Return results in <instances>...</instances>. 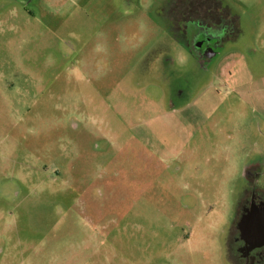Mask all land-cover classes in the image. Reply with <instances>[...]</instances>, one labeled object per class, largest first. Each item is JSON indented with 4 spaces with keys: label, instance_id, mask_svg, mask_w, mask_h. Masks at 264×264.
<instances>
[{
    "label": "rangeland",
    "instance_id": "1",
    "mask_svg": "<svg viewBox=\"0 0 264 264\" xmlns=\"http://www.w3.org/2000/svg\"><path fill=\"white\" fill-rule=\"evenodd\" d=\"M220 1L236 36L205 57L216 27L180 40L171 0H0V264H232L264 183V0Z\"/></svg>",
    "mask_w": 264,
    "mask_h": 264
},
{
    "label": "flooded vegetation",
    "instance_id": "2",
    "mask_svg": "<svg viewBox=\"0 0 264 264\" xmlns=\"http://www.w3.org/2000/svg\"><path fill=\"white\" fill-rule=\"evenodd\" d=\"M168 15L171 32L182 41H186L190 21L216 27L220 36L217 40L210 41L203 33L196 35L195 53L205 57L215 51L214 43L236 36L237 16L220 0H171ZM255 181L260 179L249 177L227 239V253L232 264H264V183L258 186Z\"/></svg>",
    "mask_w": 264,
    "mask_h": 264
}]
</instances>
